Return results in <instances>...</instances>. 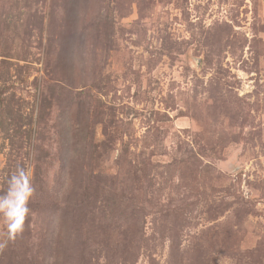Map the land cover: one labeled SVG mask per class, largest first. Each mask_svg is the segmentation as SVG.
<instances>
[{"label": "rangeland", "instance_id": "374dc122", "mask_svg": "<svg viewBox=\"0 0 264 264\" xmlns=\"http://www.w3.org/2000/svg\"><path fill=\"white\" fill-rule=\"evenodd\" d=\"M20 166L0 264H264V0H0Z\"/></svg>", "mask_w": 264, "mask_h": 264}, {"label": "clouds", "instance_id": "9594fccd", "mask_svg": "<svg viewBox=\"0 0 264 264\" xmlns=\"http://www.w3.org/2000/svg\"><path fill=\"white\" fill-rule=\"evenodd\" d=\"M31 169L20 166L9 177L7 188L0 194V224L4 237L0 238V250L23 233L25 221L29 217V203L34 194Z\"/></svg>", "mask_w": 264, "mask_h": 264}]
</instances>
